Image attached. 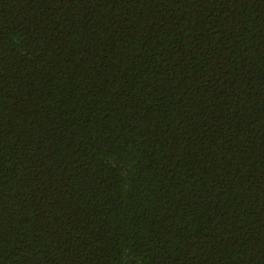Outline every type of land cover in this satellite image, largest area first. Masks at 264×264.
<instances>
[{
	"label": "trees",
	"instance_id": "16d2710c",
	"mask_svg": "<svg viewBox=\"0 0 264 264\" xmlns=\"http://www.w3.org/2000/svg\"><path fill=\"white\" fill-rule=\"evenodd\" d=\"M0 264H264V0H0Z\"/></svg>",
	"mask_w": 264,
	"mask_h": 264
}]
</instances>
